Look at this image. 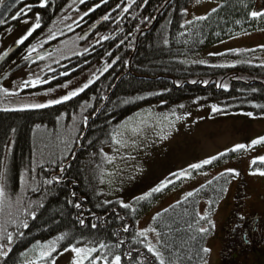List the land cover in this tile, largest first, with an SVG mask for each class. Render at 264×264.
<instances>
[{"label":"trees","instance_id":"obj_1","mask_svg":"<svg viewBox=\"0 0 264 264\" xmlns=\"http://www.w3.org/2000/svg\"><path fill=\"white\" fill-rule=\"evenodd\" d=\"M30 1L35 4L26 11L14 8L1 28L38 13L36 30L42 31L60 16L69 0ZM191 1L134 0L128 4L127 0H82L83 6L95 3L79 22L94 26L89 39L96 40L85 51L63 59L53 78L65 82L95 64L97 76L83 91L58 104L0 108V184L9 197L18 196L22 201L7 202L0 191V264H19L26 249L47 240L55 244L49 260L69 245L87 244L106 261L119 255L121 264H159L137 225L143 211L159 197L158 191L136 196L126 204L117 198L105 199L99 192L101 177L109 167L102 149L112 141L114 129L135 112L183 99L196 105L215 102L218 113H264V63L251 60L257 49L225 51L224 56L237 60L233 66L187 60L230 28L237 29L238 22L250 24L252 1L219 0L220 5L209 14L186 22L185 9ZM23 3L28 4L27 0L18 4ZM261 21L264 25V19ZM223 153L211 164L193 168L191 180L181 184L177 197L153 214L158 251L165 264L207 262L210 251L203 249H209L207 241L216 233L213 218L232 172L220 171L197 186L196 175L235 151ZM252 167L264 170V161L256 160ZM242 184L239 182L236 207L227 225L223 230L217 228L220 235L215 237L221 239L222 248L219 264H238L239 255L245 257L243 263L264 264V257L255 251L264 238L257 236V230L253 231L257 238L244 254L239 246L228 245L232 238L226 230L234 224L232 216L246 218L239 213ZM189 188L194 189L188 192ZM203 199L207 201L204 213L200 211ZM201 227L209 232L201 233Z\"/></svg>","mask_w":264,"mask_h":264},{"label":"rangeland","instance_id":"obj_2","mask_svg":"<svg viewBox=\"0 0 264 264\" xmlns=\"http://www.w3.org/2000/svg\"><path fill=\"white\" fill-rule=\"evenodd\" d=\"M38 1L45 3L46 0ZM132 1L134 0H127L128 4ZM251 1L253 4L251 5L252 12H264V0H250V4ZM27 3L17 4L14 8L18 11H26L35 4L31 3L30 0H27ZM83 5L82 0H69L60 16L42 31L36 30V25L40 24L38 13L19 18L17 21L7 23L5 27H0V57L15 44L21 43V41L24 43L28 40L10 59L8 57L7 61H4L0 73L4 70L7 71L29 56L49 48L46 55L35 60L34 63L16 69L0 83V108L26 109L36 108L27 107V105H49L51 100H63L64 96L73 91L79 92V89L84 88L85 84L90 83L97 76L99 70L95 64L65 82H57L56 78H53V72L61 70L58 64L63 59L85 51L96 40L95 37L94 40L89 39L91 34L89 30H92L94 26L91 27L92 25H87L88 23L84 25L79 22L92 10L95 3ZM219 5V0H193L185 9V21L204 17ZM263 19L264 16L253 17L248 22L250 24L246 25L247 27L244 21L238 22L236 24L237 29L230 28L223 37L205 45L187 57V60L209 65L233 66L237 60L224 56L225 51L257 49L256 57L251 60L263 64L264 33L262 31H264V25H261ZM29 32L31 35H28ZM25 37L27 38L25 39ZM49 42L51 44L45 46ZM40 84L47 85L28 90ZM217 106L218 104L215 102L196 105L189 99H183L176 104H167L158 106L157 109L147 108L135 112L114 129L112 141L103 146L102 150L106 155L104 159L109 164L106 166L109 167L106 168V171L104 170L101 177L99 192L105 199L117 198L121 203L126 204L132 198L149 195L154 192V189L164 185L158 191L159 197L155 203L143 211L137 221L139 230L146 236L148 246L152 245L158 250V232L153 224V214L177 197L178 191L182 189L181 184L185 183V180L189 179L187 182L191 180L192 177L190 176L193 172L191 165H206L203 164L206 159L216 157L223 151L233 149L239 144L251 145L253 140L264 137V113L257 115H248L249 112L218 113L216 112ZM117 140H121V143H116ZM7 145H11V140L7 142ZM9 149L10 147L7 148V152ZM7 152L3 160L7 157ZM260 157H264V144L235 151L229 158L210 165L208 170L201 171V174L196 175L199 176L197 186L220 171L234 170L231 171L228 190L220 202V207L218 206L219 212L217 216L215 215V219L213 218L216 233L214 232V236L211 235L207 241L210 255L205 264H219L222 248L221 239L215 237L220 235L217 228L223 230L224 226L227 225L229 215L236 207L234 198L241 181L243 182V206L239 213L241 212L243 216L258 217L257 236L262 235L264 237V176L259 174V171L264 170L252 167V161L260 160ZM170 173L173 175L169 176ZM3 174H5L4 169ZM180 176L182 177L181 181H179ZM175 179L178 182H174ZM194 188H189L188 192ZM0 190H2V195L6 198L4 200L7 202H22L18 196L9 197L1 184ZM180 197L181 195L178 198ZM206 208L207 201L203 199L200 202V211L204 213ZM241 219L234 215L231 220H235V223L238 221L243 223ZM243 225L237 226L241 228ZM250 235L253 234L247 232L248 239ZM232 243L233 241H230L229 247H234ZM73 246L95 249L87 259L83 260V264H90L91 262L93 264H105L106 260L100 258L96 253V248L87 244L69 245L49 260L55 249V244L50 240L38 241L37 244L26 249L19 264H75L78 254L72 251ZM263 248L264 238L260 248L255 249L257 255L264 257ZM232 249L234 250V248ZM244 249H249V247L243 246L242 254L245 252ZM49 252L50 255H42V253ZM80 255L83 256V253ZM239 257L238 264L251 262V260H247L243 263L241 259L245 257L241 255ZM113 260L107 261L108 264H111Z\"/></svg>","mask_w":264,"mask_h":264},{"label":"snow or ice","instance_id":"obj_3","mask_svg":"<svg viewBox=\"0 0 264 264\" xmlns=\"http://www.w3.org/2000/svg\"><path fill=\"white\" fill-rule=\"evenodd\" d=\"M0 3H2V0H0ZM251 15L253 17H258V16H264V12H259V11H253L251 13ZM37 27H39V25H36ZM28 35H31V32L28 33ZM27 37H25L26 39ZM23 41H21L22 43ZM88 85L85 84L84 87L86 88ZM79 91H83V88L79 89ZM78 93L76 91H73L72 93H70L69 95H66L63 97V100H69L71 99V97L77 95ZM61 103V100H51L49 101V104H58ZM46 105L43 104H34V105H27V107H36V108H41V107H45ZM215 108V106H213ZM248 115H251V113H249ZM133 131H136L135 129H133ZM116 143H121V140H117ZM257 144H264V137H260L258 139H255L251 142V145H244V144H239L236 145L233 149H230L229 151H238L241 149H246L250 146H254ZM220 155H224V153H221ZM217 159V157H212L210 159H206L203 161V164H211L213 160ZM261 161H264V157H260L259 158ZM256 161L253 160L252 163L254 164ZM202 165L201 164H194L191 165L192 168H200ZM229 171H234V170H229ZM238 174V173H237ZM259 174L264 176V171H259ZM164 187V185H161L160 187L154 189V191H160L161 188ZM2 191V190H0ZM191 195V194H189ZM27 225H25L26 227ZM152 231H155V229H152ZM199 231L201 233H208L209 232V228H204L201 227L199 229ZM157 235H159V233H157ZM63 238V237H61ZM9 239H11V237H9ZM101 247H104L103 245ZM149 248V252L154 253L155 257L159 258V264H165V260L163 258V255L160 251H158L156 248H154L152 245L148 246ZM72 251L76 252L78 254V259L76 260L75 264H83V260L87 259V257L91 254V252L95 251L94 248H78L73 246ZM203 251L208 252L210 251L209 249H203ZM83 253V256H81L80 254ZM51 253H42V255H50ZM105 264H108L107 261H105ZM111 264H121V257L119 255H116L114 260L111 262Z\"/></svg>","mask_w":264,"mask_h":264},{"label":"flooded vegetation","instance_id":"obj_4","mask_svg":"<svg viewBox=\"0 0 264 264\" xmlns=\"http://www.w3.org/2000/svg\"><path fill=\"white\" fill-rule=\"evenodd\" d=\"M23 44L24 43L15 44L16 49H17L16 51H19L22 48ZM16 51H14L9 56L8 59H10L15 54ZM5 71L6 70L1 72L0 75L3 74ZM256 218L258 219V217H256V216H254V217L253 216H247V219L242 221L243 223H241L239 221L235 223V220L232 221V222H234V224L232 225V228L227 229L226 232H227V236H230L232 238V241H233L232 245L235 246L234 248L239 246L240 248L243 249V246L249 247V246L253 245V242H254L253 240L256 239L257 237L255 236V238H252V236L250 235V237L248 239L246 234H247V232H248V234H250L255 228H256L255 230L259 229V226H257ZM242 224H244L243 227L238 228V226H241ZM244 243H246V244H244Z\"/></svg>","mask_w":264,"mask_h":264},{"label":"water","instance_id":"obj_5","mask_svg":"<svg viewBox=\"0 0 264 264\" xmlns=\"http://www.w3.org/2000/svg\"><path fill=\"white\" fill-rule=\"evenodd\" d=\"M20 0H4L0 4V27L10 14V12L14 9V7L19 3ZM16 50V46L11 47L9 50H7L1 57H0V65ZM49 48H46L36 54H33L29 56L28 58L16 63L13 65L10 69H8L1 77L0 81L6 79L13 71H15L18 68H21L22 66H25L26 64L30 63L31 61L39 58L40 56H43L47 53Z\"/></svg>","mask_w":264,"mask_h":264},{"label":"crops","instance_id":"obj_6","mask_svg":"<svg viewBox=\"0 0 264 264\" xmlns=\"http://www.w3.org/2000/svg\"><path fill=\"white\" fill-rule=\"evenodd\" d=\"M262 32L264 33V31H262ZM254 41H255V40H254ZM254 41H252V42H254ZM252 42H251V43H252ZM256 42H257V41H256ZM263 43H264V42H263ZM249 44H250V43H249ZM223 114H225V113H223Z\"/></svg>","mask_w":264,"mask_h":264}]
</instances>
